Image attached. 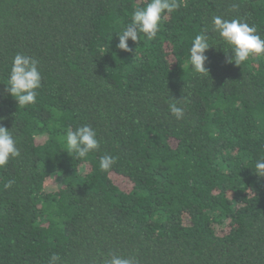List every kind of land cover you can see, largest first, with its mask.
Returning <instances> with one entry per match:
<instances>
[{
	"label": "trees",
	"instance_id": "trees-1",
	"mask_svg": "<svg viewBox=\"0 0 264 264\" xmlns=\"http://www.w3.org/2000/svg\"><path fill=\"white\" fill-rule=\"evenodd\" d=\"M144 4L0 0V124L21 153L0 168V264H264V56L229 63L211 32L221 16L264 38V0H183L157 38L117 48ZM205 28L201 75L188 56ZM18 52L42 75L24 108L5 91ZM84 124L101 148L78 159L64 137ZM105 154L116 163L101 171Z\"/></svg>",
	"mask_w": 264,
	"mask_h": 264
},
{
	"label": "clouds",
	"instance_id": "clouds-1",
	"mask_svg": "<svg viewBox=\"0 0 264 264\" xmlns=\"http://www.w3.org/2000/svg\"><path fill=\"white\" fill-rule=\"evenodd\" d=\"M182 6H186L183 0H145L144 6L134 7L130 21L121 32L117 33L119 42L116 47L129 51L127 43L129 38L134 42H139L141 35L149 40L157 38L164 15L175 12ZM211 32L217 34L219 41L228 46L227 50L224 47L223 49L226 54L231 52L227 57L229 63L234 62L235 65L240 66L252 57L264 56V38L257 34L255 26H250L247 22L213 16ZM212 45L216 43L210 42L207 28L193 37L189 48L188 65L195 73L209 74L205 67V61L208 59L205 52ZM38 64V60L20 52L12 59L5 91L15 98L21 108L35 104L37 101L38 89L42 86V75ZM168 107L177 120L183 118L184 108L178 106L177 102H170ZM2 119L3 117H0V120ZM64 140L67 152L75 154L78 159L87 157L89 153L99 152L101 148L97 131L87 124L78 126L74 130L69 128ZM20 154L13 131L0 124V168H4L10 160L20 157ZM115 163L116 157L111 155L105 154L99 158L101 171L110 170ZM253 170L258 176L264 177V156L256 160ZM11 183L9 181L5 187H10ZM59 260V255L53 254L49 264H57ZM105 264H138V262L134 257L112 254Z\"/></svg>",
	"mask_w": 264,
	"mask_h": 264
},
{
	"label": "rangeland",
	"instance_id": "rangeland-1",
	"mask_svg": "<svg viewBox=\"0 0 264 264\" xmlns=\"http://www.w3.org/2000/svg\"><path fill=\"white\" fill-rule=\"evenodd\" d=\"M60 173H58V172H56L55 174H54V178L56 177V176H58Z\"/></svg>",
	"mask_w": 264,
	"mask_h": 264
}]
</instances>
